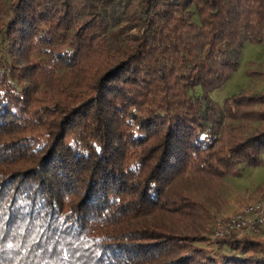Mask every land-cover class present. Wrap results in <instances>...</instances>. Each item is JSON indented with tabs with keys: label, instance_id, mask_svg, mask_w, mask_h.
Returning a JSON list of instances; mask_svg holds the SVG:
<instances>
[{
	"label": "trees",
	"instance_id": "1",
	"mask_svg": "<svg viewBox=\"0 0 264 264\" xmlns=\"http://www.w3.org/2000/svg\"><path fill=\"white\" fill-rule=\"evenodd\" d=\"M263 41L264 0H0V264H264L197 186L264 165V90L208 97Z\"/></svg>",
	"mask_w": 264,
	"mask_h": 264
},
{
	"label": "rangeland",
	"instance_id": "2",
	"mask_svg": "<svg viewBox=\"0 0 264 264\" xmlns=\"http://www.w3.org/2000/svg\"><path fill=\"white\" fill-rule=\"evenodd\" d=\"M263 90L264 41L258 45L246 44L237 69L221 88L209 93L208 97L214 103L222 105L227 98L241 93L258 94ZM197 93L200 94L199 89ZM242 172L241 176H227L223 183L211 181L197 183L210 204L211 221L204 244L209 252L218 251L214 243L218 238L213 237L212 231L219 220L235 214L251 202L264 199V165L246 167ZM247 236L264 243V227L257 234L237 235L238 238Z\"/></svg>",
	"mask_w": 264,
	"mask_h": 264
},
{
	"label": "built area",
	"instance_id": "3",
	"mask_svg": "<svg viewBox=\"0 0 264 264\" xmlns=\"http://www.w3.org/2000/svg\"><path fill=\"white\" fill-rule=\"evenodd\" d=\"M263 227L264 199H259L247 204L235 214L219 220L212 234L218 239L242 233L257 234Z\"/></svg>",
	"mask_w": 264,
	"mask_h": 264
}]
</instances>
